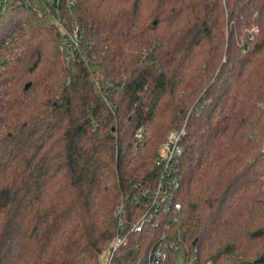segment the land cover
Masks as SVG:
<instances>
[{"label":"trees","instance_id":"obj_1","mask_svg":"<svg viewBox=\"0 0 264 264\" xmlns=\"http://www.w3.org/2000/svg\"><path fill=\"white\" fill-rule=\"evenodd\" d=\"M185 122L171 234L196 264H264V0H0V264H100Z\"/></svg>","mask_w":264,"mask_h":264},{"label":"built area","instance_id":"obj_2","mask_svg":"<svg viewBox=\"0 0 264 264\" xmlns=\"http://www.w3.org/2000/svg\"><path fill=\"white\" fill-rule=\"evenodd\" d=\"M62 28L67 47H79L78 35ZM257 31V28L253 29L254 33ZM185 134L186 122L180 128L171 131L161 146L157 157L161 172L153 187L141 186L139 192L141 206L138 208L137 219L129 218L125 202L117 207L116 235L107 264H115L117 251L127 247L133 235L140 236L147 229L158 228L163 229L159 240L146 254V261L143 263L140 259L136 264H196L198 262L197 251L192 253L177 233L171 234L174 226L179 222L182 211V204L178 201L181 184L177 175V164L183 154L181 141ZM137 136L138 138L143 136L141 128L138 129Z\"/></svg>","mask_w":264,"mask_h":264},{"label":"rangeland","instance_id":"obj_3","mask_svg":"<svg viewBox=\"0 0 264 264\" xmlns=\"http://www.w3.org/2000/svg\"><path fill=\"white\" fill-rule=\"evenodd\" d=\"M164 143H165V142H164ZM164 143H163V144H164ZM160 149H161V148H160ZM107 259H108L107 254L104 253V254L101 256L100 264H107Z\"/></svg>","mask_w":264,"mask_h":264}]
</instances>
